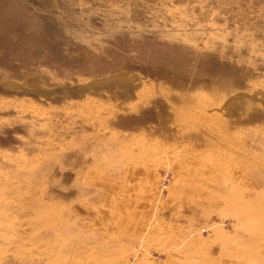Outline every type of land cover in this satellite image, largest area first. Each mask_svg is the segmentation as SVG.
Segmentation results:
<instances>
[{
    "label": "rangeland",
    "instance_id": "rangeland-1",
    "mask_svg": "<svg viewBox=\"0 0 264 264\" xmlns=\"http://www.w3.org/2000/svg\"><path fill=\"white\" fill-rule=\"evenodd\" d=\"M0 264H264V0H0Z\"/></svg>",
    "mask_w": 264,
    "mask_h": 264
},
{
    "label": "bare ground",
    "instance_id": "bare-ground-1",
    "mask_svg": "<svg viewBox=\"0 0 264 264\" xmlns=\"http://www.w3.org/2000/svg\"><path fill=\"white\" fill-rule=\"evenodd\" d=\"M112 79H108L107 81H110ZM116 81V80H115ZM7 84V83H6ZM21 86V85H20ZM253 97V96H252ZM249 99V98H248ZM246 99L245 97H243L241 94L240 95H236L235 97L231 98L230 100H228L227 104H226V109L227 110H239L241 108H244V103H245ZM254 102V101H253ZM244 110V109H243ZM240 112V111H239ZM235 113V112H234Z\"/></svg>",
    "mask_w": 264,
    "mask_h": 264
}]
</instances>
